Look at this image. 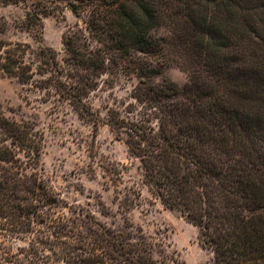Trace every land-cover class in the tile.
Returning <instances> with one entry per match:
<instances>
[{
    "label": "rangeland",
    "instance_id": "obj_1",
    "mask_svg": "<svg viewBox=\"0 0 264 264\" xmlns=\"http://www.w3.org/2000/svg\"><path fill=\"white\" fill-rule=\"evenodd\" d=\"M26 12L0 0V41L26 46L25 63L33 75L25 84L0 72V119L21 126L30 139L29 148L13 146L0 122V175L23 174L31 179L29 186L36 183L40 189L17 192L34 203L37 215L0 227V264H80L79 254L92 249L105 264H215L201 231L167 208L147 182L141 158H157L164 133L177 132L173 126L162 128L160 119L168 111L160 109L173 107L166 104L170 100H159L157 86L188 96L197 90L223 96L225 86L186 52L179 32L163 27L151 36L167 40L166 59L157 52L122 60L106 55L102 69L83 73L93 87L78 108L58 83H71L67 73L74 72L64 40L76 33L86 57L90 52L104 56L106 48L90 33L86 13L77 17L68 9L56 10L42 18L37 39L22 29ZM42 50L59 64L52 77ZM254 50L264 59L263 46ZM150 68L160 74L148 75ZM254 88L264 91L261 83ZM260 135L255 144L246 142L250 155L245 158H257L261 167L264 132ZM220 158L242 157L235 152Z\"/></svg>",
    "mask_w": 264,
    "mask_h": 264
},
{
    "label": "trees",
    "instance_id": "obj_2",
    "mask_svg": "<svg viewBox=\"0 0 264 264\" xmlns=\"http://www.w3.org/2000/svg\"><path fill=\"white\" fill-rule=\"evenodd\" d=\"M2 1L26 9L22 29L35 38L43 28L42 18L56 10L88 15L90 33L107 52L86 57L79 52L82 39L69 35L64 45L74 72L67 73L71 83L58 80L63 94L81 109L82 97L93 87L84 81V72L102 69L108 54L122 60L157 52L166 59L167 40L154 39L151 31L170 27L173 34L179 32L186 52L209 69L218 86H225L224 95L197 90L188 96L157 86L159 100H170L166 104L173 107L160 109L168 111L160 119L162 128L173 126L177 132L164 133L165 145L157 147V158H141L145 177L167 208L184 214L201 231L202 244L213 251L215 264H264V164L260 167L257 158H245L250 155L246 142L255 144L264 132V91L254 88L264 85L259 72L264 59L254 55L255 47H264V0ZM25 47L0 41V72L28 84L33 75L25 63ZM48 54L42 50L40 56L52 77L60 68ZM145 71L160 74L155 68ZM0 122L13 146L29 148L25 129ZM235 152L242 158H220ZM29 181L23 174L0 175V227L37 215L34 203L17 196L19 190L32 194L40 189L36 183L29 186ZM90 251L79 254L80 264H105L93 255L94 249Z\"/></svg>",
    "mask_w": 264,
    "mask_h": 264
}]
</instances>
